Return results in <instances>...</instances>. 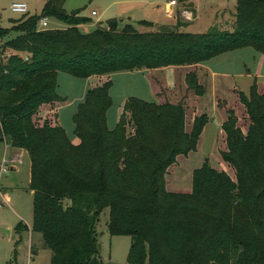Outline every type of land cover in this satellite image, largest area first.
Here are the masks:
<instances>
[{
  "label": "trees",
  "instance_id": "trees-1",
  "mask_svg": "<svg viewBox=\"0 0 264 264\" xmlns=\"http://www.w3.org/2000/svg\"><path fill=\"white\" fill-rule=\"evenodd\" d=\"M48 17L68 26L40 28ZM87 21L68 13L64 0H46L41 15L0 28L2 39L17 33L0 48V141L29 153L32 230L53 251L52 264H101L96 227L106 208L110 232L132 238L131 264H264V90L257 81L249 94L239 92L247 130L233 110L222 125L227 149L221 155L236 178L207 159L194 169L188 193L170 191L167 175L179 156L198 150L208 117L196 116L187 130L184 99L157 103L130 97L110 129L108 79L88 91L74 115L79 144L57 113L42 114L44 105L62 100L60 72L88 79L204 63L246 47L264 53V0H238L224 29L204 33L181 31L180 23L141 32L130 23L119 28L116 19L86 33L80 25ZM185 80L189 90L205 95L197 72ZM16 229L28 226L20 222Z\"/></svg>",
  "mask_w": 264,
  "mask_h": 264
},
{
  "label": "rangeland",
  "instance_id": "rangeland-1",
  "mask_svg": "<svg viewBox=\"0 0 264 264\" xmlns=\"http://www.w3.org/2000/svg\"><path fill=\"white\" fill-rule=\"evenodd\" d=\"M45 1L0 0V28H11L15 20L26 15H41ZM170 1L64 0V7L68 13L78 12L80 16L88 19L86 23L80 25L81 31L86 33L96 30L99 26L106 27L108 21L112 19L119 21V28L130 23L141 32L155 31L160 25L175 27L180 23L181 31L204 33L214 26L224 29L226 22L234 18L238 2V0H176L178 5L172 8L171 13H168L167 3ZM15 2L25 3L29 12L12 11L11 5ZM191 3L194 6H191ZM193 7L196 10L195 20L194 18L182 19L181 11L189 9L191 12L194 10ZM93 11L96 12L95 15ZM47 20L44 27L40 28H66L68 26L64 21L53 17H48ZM144 20L153 25L142 23ZM16 35L17 33L12 32L4 39L0 37V48L4 41ZM214 62L218 63L220 69L234 73V77L231 79L218 77L212 83L213 87L209 79L205 80V89L209 91L200 101L192 95V92L181 96L187 107V130L192 128L194 118L199 114H206L208 122L201 134L198 151L191 153L190 158L185 155L179 156V161L170 167L168 173L170 191L179 188L181 192H189V189H192L194 169L201 167L207 159L213 167L226 170L234 179L236 178L234 168L221 155V151L227 148L222 125L229 117L228 111L233 110L239 119V125L247 130L249 119L240 103L239 92L249 94L255 81H257L260 92L264 90V53L252 47H246L221 55ZM174 72L167 74L169 84L175 87L173 95L181 87L178 73ZM155 76L156 74L151 70H134L117 72L108 78L113 82L111 88L113 104L107 114L110 129L117 127L124 113L125 103L130 97L141 98L148 102L164 101V96L160 98L158 92H155L158 87L160 88ZM103 81L94 79L89 82L87 79L60 72L58 94L62 100L57 103V111L53 108L51 113L42 111V114L53 116L58 112L60 124L69 138L74 144H79L81 140L75 133L74 115L80 103L85 100L89 89L96 85L93 82L101 85ZM53 119L52 117L50 119L52 123ZM5 151H7L5 144L0 145V188H2L0 201L4 203L0 206V264H6L8 261L14 264H52L53 251L45 245L42 234L32 230L34 201L33 194L28 187L31 178L30 156L27 154L24 159L12 164L4 156V153L7 155ZM12 167H17V170H12ZM4 197H7V200ZM109 221L110 208H106L99 216L96 227L100 242L101 264H131L128 262L131 236L113 235L108 227ZM20 222L30 226L31 231L25 233L18 231L16 227ZM145 264L149 262L146 261Z\"/></svg>",
  "mask_w": 264,
  "mask_h": 264
},
{
  "label": "crops",
  "instance_id": "crops-1",
  "mask_svg": "<svg viewBox=\"0 0 264 264\" xmlns=\"http://www.w3.org/2000/svg\"><path fill=\"white\" fill-rule=\"evenodd\" d=\"M190 3V1H189ZM186 4H188V2H186ZM178 5V1H176L175 4H171V1L169 3H167V12L168 13H171L172 12V8L174 6H177ZM191 6H194L193 3H191ZM194 8V7H193ZM184 11H190L189 9H183L181 11V16H182V19L183 18H186V14L184 13ZM192 14H193V17H194V20L196 18V10L194 8V10H191ZM181 19V20H182ZM187 19V18H186ZM189 20V19H187ZM235 51V50H234ZM232 52V51H231ZM229 52H226L224 54H227ZM224 54H221V55H224ZM221 55L217 56V57H214L212 58L211 60L209 61H206L204 63H199V64H194V65H185V66H169V67H164V68H155V69H143L142 71L144 70H151V71H154V73L156 74L155 76V79L157 80L158 84L160 85V88L158 87L155 92H158L159 94V97L161 98V96H164V101L161 100L160 103H163L165 101H171V102H178V101H181L183 97L181 96H184L187 92H192V95H194L195 98H199L198 100L200 101L201 99H203L204 97L203 96H197L193 90H189L188 89V86L186 84V75L189 73V72H192V71H195L197 72L198 74V77H199V80H200V83L204 86V82L205 80L209 79L210 82H211V87L212 86V83L215 82V80L218 78V77H225V78H230L231 77H234V73H230L228 71L225 70H222L220 69V67H218V63L215 64L214 61H216V59H218V57H220ZM176 71V72H174ZM129 72V71H128ZM170 72H174V73H178V76H179V80H180V83H181V87L180 89L178 90V92L173 95L174 93V88L173 85H170L169 84V81H168V73ZM113 75V74H112ZM111 77V75H101V76H92L90 78H88L87 80L90 81H93L94 79H98V80H104L102 83H104L105 81L108 80V78ZM107 79V80H106ZM93 84H96L95 86H98L100 85L99 83H94ZM95 86H92V87H95ZM91 87V88H92ZM205 87V86H204ZM209 90H207L206 88V92H208ZM212 92V91H211ZM163 94V95H161ZM173 97H175V99H173ZM196 99V100H197ZM176 101V102H175ZM57 103L56 102L55 104H46L42 107V110L43 111H46L48 114L52 112L53 108L57 111ZM245 110V109H244ZM58 113V112H57ZM200 115V114H199ZM207 126V125H206ZM206 128V127H205ZM204 128V130H205ZM225 132V131H224ZM226 136V134H224V137ZM226 139V138H225ZM5 144L6 146V150L5 152H7V155L6 153H4L8 159H9V162H11L12 164H16L19 160L21 159H24L27 154L29 155V153L25 150V149H21V148H17V147H14L11 142H9L7 139L3 140V141H0V145H3ZM8 147V148H7ZM227 149V148H226ZM225 149V150H226ZM198 151V150H197ZM196 151V152H197ZM195 152V153H196ZM194 153V152H192ZM190 155L191 153L188 155L189 158H190ZM5 157V158H6ZM0 160H1V157H0ZM4 160V159H2ZM178 161H179V157H178ZM1 164V162H0ZM30 164H31V160H30ZM12 170H17V167H12ZM170 172V171H169ZM169 174L167 175V186L168 188L170 187V180H169ZM31 179V178H30ZM29 184H30V180H29ZM29 184H28V187H29ZM176 190V191H175ZM190 191L192 189H189ZM173 191L175 192H181V189L179 188H176L174 189ZM187 191V190H186ZM189 191V192H190ZM32 194H33V191L31 190ZM188 193V192H187ZM0 194L2 195V188H0ZM1 197L0 196V200H1ZM5 200H7L6 198L7 197H4ZM4 203L0 201V206H2ZM19 224V223H18ZM28 226V225H27ZM27 231H31V227L28 226V229L27 230H22L23 233L27 232ZM33 248V247H32ZM14 264V263H13Z\"/></svg>",
  "mask_w": 264,
  "mask_h": 264
},
{
  "label": "built area",
  "instance_id": "built-area-1",
  "mask_svg": "<svg viewBox=\"0 0 264 264\" xmlns=\"http://www.w3.org/2000/svg\"><path fill=\"white\" fill-rule=\"evenodd\" d=\"M175 3H176V0H171V4H175ZM11 10L14 11V12H20V13H27V12H29L28 6L25 3H20V2L13 3L11 5ZM184 13L186 14L185 16H186L187 19H193L194 18L192 12H190V11H184ZM93 14L95 15L96 12L93 11ZM47 21H48L47 18H42L40 20V25L42 27H44V25L47 23Z\"/></svg>",
  "mask_w": 264,
  "mask_h": 264
},
{
  "label": "water",
  "instance_id": "water-1",
  "mask_svg": "<svg viewBox=\"0 0 264 264\" xmlns=\"http://www.w3.org/2000/svg\"><path fill=\"white\" fill-rule=\"evenodd\" d=\"M159 25V24H158ZM9 55H6L5 58H7ZM90 90V89H89Z\"/></svg>",
  "mask_w": 264,
  "mask_h": 264
}]
</instances>
